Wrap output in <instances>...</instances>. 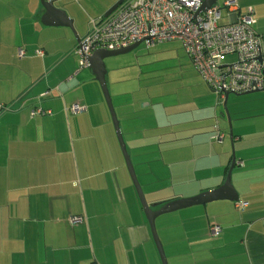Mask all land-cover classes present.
Listing matches in <instances>:
<instances>
[{
  "label": "crops",
  "instance_id": "0c3cea01",
  "mask_svg": "<svg viewBox=\"0 0 264 264\" xmlns=\"http://www.w3.org/2000/svg\"><path fill=\"white\" fill-rule=\"evenodd\" d=\"M116 1L56 0L73 33L43 23L40 0H0V102L11 104L0 115V264H162L104 96L74 52L90 19ZM238 3L253 7L264 35V0ZM188 73L177 100L165 93L116 108L149 204L219 187L235 159L237 200L188 206L173 215L178 228L161 225L167 262L264 264V91L227 96L228 124L224 100L193 65ZM73 103L84 109L71 112ZM34 106L50 113L31 116ZM214 125L222 142L211 139ZM74 215L83 221L72 224ZM211 225L221 227L217 236Z\"/></svg>",
  "mask_w": 264,
  "mask_h": 264
},
{
  "label": "built area",
  "instance_id": "2783aa9c",
  "mask_svg": "<svg viewBox=\"0 0 264 264\" xmlns=\"http://www.w3.org/2000/svg\"><path fill=\"white\" fill-rule=\"evenodd\" d=\"M55 2L56 0H44ZM204 0H124L108 16L91 18L88 32L74 49L78 69L89 66L88 57L97 49L118 50L138 41L147 48L164 41L179 40L191 63L209 89L220 100L228 94H244L264 88V35L255 31L252 6L241 9L238 0L217 2L200 11ZM227 10L228 23L219 24L221 10ZM19 56L24 55L22 48ZM262 58V60H261ZM48 91L43 96H47ZM11 104L0 102V115ZM84 106L73 103L69 110L80 112ZM50 110L34 106L30 115L47 114ZM211 139L222 142L224 132L213 126ZM246 202H235L243 209ZM83 221L71 216L72 224ZM219 225H211L217 236Z\"/></svg>",
  "mask_w": 264,
  "mask_h": 264
},
{
  "label": "rangeland",
  "instance_id": "374dc122",
  "mask_svg": "<svg viewBox=\"0 0 264 264\" xmlns=\"http://www.w3.org/2000/svg\"><path fill=\"white\" fill-rule=\"evenodd\" d=\"M222 1L218 0L219 3ZM218 22L219 24L228 23L227 10L225 8L221 10V18ZM104 64L107 71L106 83L116 115H118L116 108L119 103H131L143 96L158 100V98H163L165 93H168L174 101L183 96L182 91L188 92L187 90L190 87V82L187 78L188 70L192 67V63L179 40L164 41L149 48L140 43L127 53L106 57ZM86 69L89 71V68ZM93 81L102 93L99 82L95 79ZM228 96L232 98L235 94H229ZM228 106L227 103V109ZM220 107L221 111L225 110L223 104ZM107 111L110 117V112L109 110ZM226 120L228 121L227 117ZM230 122L232 123L231 119ZM227 123L229 124V121ZM129 151L131 152L132 149H129ZM130 159L133 164V161H135L134 157L130 156ZM133 166L135 169L136 165L133 164ZM136 175L138 180H142V175L139 171L136 172ZM175 191H181V189L177 187ZM185 209L162 214V218L156 220V228L158 234L160 233V236H162L160 237L161 239H163L161 225L174 224L173 227L178 228L180 218L179 216H177V219L173 218V215H181ZM163 243L165 244L164 240Z\"/></svg>",
  "mask_w": 264,
  "mask_h": 264
},
{
  "label": "water",
  "instance_id": "95a60500",
  "mask_svg": "<svg viewBox=\"0 0 264 264\" xmlns=\"http://www.w3.org/2000/svg\"><path fill=\"white\" fill-rule=\"evenodd\" d=\"M123 1L124 0H117L111 7L107 9V11L104 13V16H108L110 13H112ZM40 2L45 9V13L42 17L43 23L56 24L55 22H59L63 26L70 28L73 31V33H75L74 21L72 18L67 16L64 10L57 8L54 2H46L44 0H40ZM216 2L217 0H204L200 11H206L211 6H213ZM54 20H57V21L54 22ZM79 41L80 39H78V42ZM140 43L141 42L138 41L128 47L121 48L118 50L97 49L88 57V60H89L88 68L91 74L94 76V79L97 80L100 84L106 105L110 112L114 131H115V134H116V137H117V140H118V143H119V146H120V149H121L124 161H125V165L127 167V171L129 173L130 179L136 191L137 197L139 199V203L146 216V219H147V222L150 227L151 234H152V238L156 245L161 263L168 264L163 245L161 243V240L159 238V235L156 229V225H155L156 218L162 214L173 212L181 208H185V207L197 205V204H204L206 202H210L214 200H221V199H227L230 201L237 200L238 197L231 184V179H230L231 170L234 166L235 159L233 157L231 165L228 169V172H227V175L225 177L223 184L217 188L204 191L195 196L168 201L167 203H164L163 205H160V206L158 203L149 204L146 201L142 187L139 183L134 166L130 159V155L128 153L125 141L123 139L115 109L113 107L112 99H111V96H110V93L107 87V83H106L105 76H106L107 71H106L105 64H104V59L106 57L127 53L133 50L135 47H137ZM257 91H264V88L252 90L244 94L257 92ZM224 108H225L224 110L225 115L229 119L228 110L226 108V98L224 99ZM229 135L230 137L232 136L231 127L229 130Z\"/></svg>",
  "mask_w": 264,
  "mask_h": 264
}]
</instances>
